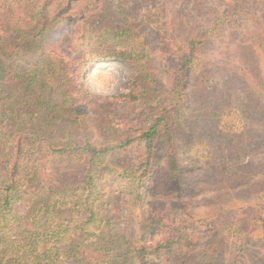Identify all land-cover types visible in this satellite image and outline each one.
<instances>
[{"label": "trees", "instance_id": "1", "mask_svg": "<svg viewBox=\"0 0 264 264\" xmlns=\"http://www.w3.org/2000/svg\"><path fill=\"white\" fill-rule=\"evenodd\" d=\"M136 1L0 0V264L237 261L202 236L232 212L214 202L264 190V42L260 62L226 71L244 75L236 102V84L217 89L200 71L202 2L180 0L149 23L132 14ZM244 1L223 0L235 15ZM107 61L132 74L124 92L101 96L87 74ZM237 111L240 144L224 119ZM192 139L211 157L202 178L181 165L179 144ZM224 143L233 154H220ZM203 178L210 211L198 200ZM250 202L234 216L262 227L264 199Z\"/></svg>", "mask_w": 264, "mask_h": 264}, {"label": "rangeland", "instance_id": "2", "mask_svg": "<svg viewBox=\"0 0 264 264\" xmlns=\"http://www.w3.org/2000/svg\"><path fill=\"white\" fill-rule=\"evenodd\" d=\"M139 1L142 2L143 0H137L135 2V9L132 14H140L143 16L141 12L146 13L147 16H151L149 23H152L153 20H156L159 16L161 9L165 10L171 4L174 7H180L184 0H152V2L146 1L141 4ZM201 2L202 11L199 13L202 12V14H198V17H200L202 21V33L207 32V40L199 55L202 61L200 71H209L208 74L210 75V78H212V80L218 85L217 89L221 84L227 82L236 84L238 89L236 91L234 90V94H231L236 98V102H238L240 98L243 97V95L239 93L241 87L238 85L242 84L244 75H229L226 71L231 68L237 70L244 68L250 69V67L255 65V62H260V59L258 60L256 57L255 46L264 42V1H244L242 4L243 12H240L241 14L238 12L239 15H235L234 9L231 5L226 4L223 0H190L188 5L193 6L194 3H197V5L200 6L199 3ZM195 13H197V11ZM142 18H144V16ZM217 18L221 21L213 29L212 22ZM142 35L144 34L142 33ZM195 70H198V68ZM131 74L132 70L122 63L115 61L99 62L88 72V84L92 85L99 95L112 96L124 92V84L127 82ZM201 75L202 73L195 77L196 81L200 79ZM194 82V78L190 79V77L186 81L187 89L191 94L192 100L195 98L194 91L196 86L194 85ZM192 100H190L189 103H191ZM113 110L114 107L110 108V113L115 112ZM126 112L125 110L120 111V113ZM107 114L109 113L107 112L106 115ZM224 119H229V121L234 122V124L238 126L236 130L233 129V132L230 134L233 135L230 138L235 140V144H240L241 140L244 141L242 131L243 124L242 118H240V112L237 111L236 114H231V117H225ZM262 127L263 126H260V128ZM190 141H192L190 145L188 143L184 144V142H180L179 144L181 165L184 168L185 176H197L202 178L203 174L208 170V166L211 162L208 158L211 157L208 155L207 149H204L200 144H196L194 139ZM230 148L231 147L224 143V145L219 146L218 150L220 154H233L230 152ZM216 157L218 158L219 156L216 155L215 158ZM246 160H249V157H247ZM225 161L221 160L218 163V166H223V162ZM244 182L249 184V180H245ZM112 184V182H109V185ZM199 185L202 186V194L198 195V200L202 201L200 206H202V208L207 206L210 211V206H212L210 199H214L215 196L211 197L206 203L204 198L205 196H209L208 194H211L212 190L207 188L208 185L204 178L203 181L199 182ZM247 196L248 197L246 198L245 194V197L233 198V200L232 197H230V201L220 200L218 203L214 202V204L222 205L224 207L223 209H231L230 211L232 212L229 215L221 216L220 224L212 233H204L206 235L202 236V241L204 243L207 242L206 245H213V243L216 242L221 244L220 241H223L220 248L223 252L227 251L230 253V255L225 256V258L227 257L230 259L232 257V259L237 260L234 261V264H264V239H262L264 236V224H262V227H259L261 224H248L244 222L248 215L246 212L241 213L240 217L242 218V221L239 214L234 216V214L238 212L239 206L246 208L248 203L253 204L250 202L253 197L256 196L257 198L264 199V190L260 193L256 190L255 196ZM248 198L250 200H248ZM217 207L218 206H216V208ZM204 210L205 209H202V211ZM242 211H244V209ZM205 213V216H208L209 213ZM262 215H260V217ZM209 217H211V214ZM238 217L240 218L239 220H237ZM259 222L262 223L261 221ZM250 228L254 229L252 234L255 238L249 235ZM257 237H259L261 241H258L256 239ZM251 238L256 242L249 245L248 242ZM224 242L226 243L225 245ZM247 244L248 246L242 248ZM219 258L222 259L223 257L220 254H217L216 259Z\"/></svg>", "mask_w": 264, "mask_h": 264}]
</instances>
